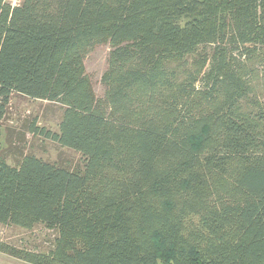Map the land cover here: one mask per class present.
<instances>
[{
    "label": "trees",
    "instance_id": "obj_1",
    "mask_svg": "<svg viewBox=\"0 0 264 264\" xmlns=\"http://www.w3.org/2000/svg\"><path fill=\"white\" fill-rule=\"evenodd\" d=\"M110 47L95 97L84 57ZM264 0L0 1V120L57 105L80 155H0V225L55 234L29 264H264ZM191 67V70H188Z\"/></svg>",
    "mask_w": 264,
    "mask_h": 264
},
{
    "label": "rangeland",
    "instance_id": "obj_2",
    "mask_svg": "<svg viewBox=\"0 0 264 264\" xmlns=\"http://www.w3.org/2000/svg\"><path fill=\"white\" fill-rule=\"evenodd\" d=\"M10 5L22 0H0ZM110 47L102 43L95 46L85 57V72L90 80L98 102H105V87L101 77L107 70ZM255 71L252 82L253 98L264 102V75L261 66L253 63ZM191 70V67H188ZM107 108L106 104H102ZM61 111L57 105L45 101L32 100L18 95L12 96L5 115L0 120V155L10 165H15L23 155L32 154L44 161L75 166L80 163V155L70 149L60 147L42 136H32L28 126L35 121L39 127L56 132ZM55 234L41 225L31 230L0 225V264H29L3 252L4 247L30 253L47 254L53 248ZM2 248V249H1Z\"/></svg>",
    "mask_w": 264,
    "mask_h": 264
}]
</instances>
